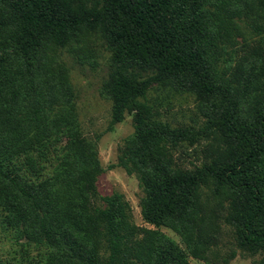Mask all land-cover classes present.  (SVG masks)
<instances>
[{"label": "trees", "instance_id": "16d2710c", "mask_svg": "<svg viewBox=\"0 0 264 264\" xmlns=\"http://www.w3.org/2000/svg\"><path fill=\"white\" fill-rule=\"evenodd\" d=\"M255 2L264 6L0 0V264H189L157 230L137 239L120 193H96L103 169L95 142L81 135L66 70L53 63L57 51L75 53L92 33L112 55L100 89L111 101L109 128L133 115L115 166L136 175L142 219L175 232L197 260H207L220 222L242 252L264 250V99L254 97V68L243 74L242 90L219 69L229 19L246 17ZM165 85L196 95L204 126L171 128L153 119L143 100ZM210 138L225 148L211 152L209 163L175 165L174 147Z\"/></svg>", "mask_w": 264, "mask_h": 264}, {"label": "rangeland", "instance_id": "374dc122", "mask_svg": "<svg viewBox=\"0 0 264 264\" xmlns=\"http://www.w3.org/2000/svg\"><path fill=\"white\" fill-rule=\"evenodd\" d=\"M252 10L253 12H248L246 17L236 15L229 19L231 22L225 29L229 39L225 43V53L221 54L219 69L224 71V77L231 81L232 86L242 90L243 74L254 68L258 82L255 91L253 90L254 97L262 100L264 99V6L255 2ZM111 56L99 34L92 33L78 44L75 53L63 48L55 53L53 60L55 66H62L66 70L74 93L75 114L81 135L95 142L97 158L103 169L94 183L97 195L104 197L115 192L120 193L129 205L130 222L140 229L137 239L144 236L143 231L157 230L184 252L189 264H258L264 257V250L255 255L242 252L236 245L231 228L221 222L216 245L207 252V260L202 261L187 253L184 242L175 232L163 227L156 229L142 219L139 200L143 193L136 175H129L122 168L115 166L124 139L133 133V115L125 113L122 122L109 128L111 101L102 96L100 90L102 83L112 71ZM80 57L82 62L79 61ZM143 102L150 108L155 121L167 124L171 128L198 129L205 124V117L196 95L180 88L169 85L155 86L147 92ZM211 138L199 141L197 144L183 143L174 147L171 154L175 165L190 170L201 166L202 163H209L213 157L210 155L211 152L225 148V143ZM111 166L113 167L110 168ZM92 204L103 207L99 199H93ZM231 252L235 253L233 258H230Z\"/></svg>", "mask_w": 264, "mask_h": 264}]
</instances>
